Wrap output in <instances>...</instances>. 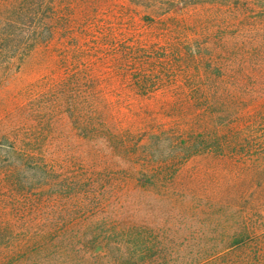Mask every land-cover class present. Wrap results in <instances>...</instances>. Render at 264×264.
Returning a JSON list of instances; mask_svg holds the SVG:
<instances>
[{
    "label": "rangeland",
    "instance_id": "374dc122",
    "mask_svg": "<svg viewBox=\"0 0 264 264\" xmlns=\"http://www.w3.org/2000/svg\"><path fill=\"white\" fill-rule=\"evenodd\" d=\"M0 264H264V0H0Z\"/></svg>",
    "mask_w": 264,
    "mask_h": 264
}]
</instances>
